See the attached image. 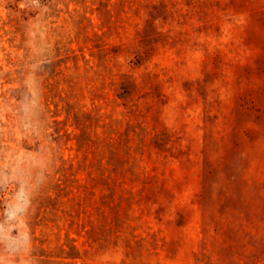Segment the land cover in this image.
I'll return each mask as SVG.
<instances>
[{
    "label": "rangeland",
    "instance_id": "rangeland-1",
    "mask_svg": "<svg viewBox=\"0 0 264 264\" xmlns=\"http://www.w3.org/2000/svg\"><path fill=\"white\" fill-rule=\"evenodd\" d=\"M0 264H264V0H0Z\"/></svg>",
    "mask_w": 264,
    "mask_h": 264
}]
</instances>
